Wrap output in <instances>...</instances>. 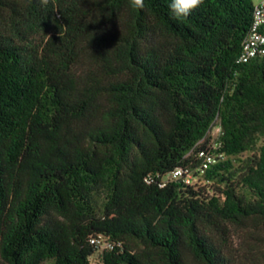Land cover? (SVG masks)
Wrapping results in <instances>:
<instances>
[{
    "label": "trees",
    "instance_id": "obj_1",
    "mask_svg": "<svg viewBox=\"0 0 264 264\" xmlns=\"http://www.w3.org/2000/svg\"><path fill=\"white\" fill-rule=\"evenodd\" d=\"M169 2L0 0V264H264L254 0ZM214 122L208 183L161 185Z\"/></svg>",
    "mask_w": 264,
    "mask_h": 264
},
{
    "label": "built area",
    "instance_id": "obj_2",
    "mask_svg": "<svg viewBox=\"0 0 264 264\" xmlns=\"http://www.w3.org/2000/svg\"><path fill=\"white\" fill-rule=\"evenodd\" d=\"M261 56H264V0H254L252 22L242 41L239 61L247 63L251 59ZM208 134L211 138L207 144V149L198 151L196 157L197 162L194 166H182L173 169L162 178L161 185H165L167 181L176 180H181L191 186H200L208 183L203 178L205 171L212 164H215L217 159L224 158L223 153L214 152L220 147V143L217 140L221 134L220 125L214 122ZM91 243L97 247L98 252L106 249L111 250L114 246L100 235L91 238ZM91 260L92 264H97L96 257H92Z\"/></svg>",
    "mask_w": 264,
    "mask_h": 264
},
{
    "label": "clouds",
    "instance_id": "obj_3",
    "mask_svg": "<svg viewBox=\"0 0 264 264\" xmlns=\"http://www.w3.org/2000/svg\"><path fill=\"white\" fill-rule=\"evenodd\" d=\"M203 2L204 0H170L168 4L170 18L175 20L187 18ZM38 3L41 7H47L50 0H38ZM129 4L134 9H143L145 6L144 0H129Z\"/></svg>",
    "mask_w": 264,
    "mask_h": 264
},
{
    "label": "rangeland",
    "instance_id": "obj_4",
    "mask_svg": "<svg viewBox=\"0 0 264 264\" xmlns=\"http://www.w3.org/2000/svg\"><path fill=\"white\" fill-rule=\"evenodd\" d=\"M46 264H51V262H47Z\"/></svg>",
    "mask_w": 264,
    "mask_h": 264
}]
</instances>
